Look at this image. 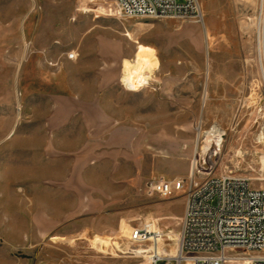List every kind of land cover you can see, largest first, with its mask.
Wrapping results in <instances>:
<instances>
[{"label": "rangeland", "instance_id": "374dc122", "mask_svg": "<svg viewBox=\"0 0 264 264\" xmlns=\"http://www.w3.org/2000/svg\"><path fill=\"white\" fill-rule=\"evenodd\" d=\"M199 3L204 24L122 19L107 0H0V264H149L144 247L129 241L148 224L176 254L186 191L163 198L147 195L144 184L112 183L101 191L54 181L69 177L52 163L14 157L13 132H27L51 95L90 93L102 78L125 92L113 99L188 137L189 171L197 129L216 126L226 136L214 175L264 188L263 0ZM139 44L152 48L156 64L150 85L131 92L121 82L123 60H142ZM98 238L114 253L99 251Z\"/></svg>", "mask_w": 264, "mask_h": 264}, {"label": "crops", "instance_id": "0c3cea01", "mask_svg": "<svg viewBox=\"0 0 264 264\" xmlns=\"http://www.w3.org/2000/svg\"><path fill=\"white\" fill-rule=\"evenodd\" d=\"M137 48L139 54L146 52L144 57H155L152 48L143 44ZM139 61L124 59L123 67L126 62ZM95 87L90 93L48 95L44 112L32 114L27 132L19 133V139L13 132L12 141L17 143L13 149L20 152L14 157L52 163L69 177L54 181L89 183L101 191L106 189L103 184L129 189L155 176L187 177L191 144L186 135H175L168 125L159 129L152 120L156 116L148 115L146 109L138 112L132 103L113 99L116 94L125 96L115 84L102 78Z\"/></svg>", "mask_w": 264, "mask_h": 264}, {"label": "built area", "instance_id": "2783aa9c", "mask_svg": "<svg viewBox=\"0 0 264 264\" xmlns=\"http://www.w3.org/2000/svg\"><path fill=\"white\" fill-rule=\"evenodd\" d=\"M107 1L113 4V15L118 18L204 24L199 0ZM225 136L216 126L208 130L199 127L186 180L157 177L145 183L147 195L170 198L186 191L174 256L161 246L165 235L154 224L131 230L129 241L144 247L149 264H264V188L251 187L247 178L214 175Z\"/></svg>", "mask_w": 264, "mask_h": 264}, {"label": "bare ground", "instance_id": "6f19581e", "mask_svg": "<svg viewBox=\"0 0 264 264\" xmlns=\"http://www.w3.org/2000/svg\"><path fill=\"white\" fill-rule=\"evenodd\" d=\"M262 10L264 12V0L262 3ZM150 20H157V19H150ZM155 64H156L155 59L150 55L145 56L138 63L126 62L123 67V74H122V79H121L122 85L129 91H138L139 89L149 86L150 83L148 81L151 80V73L153 72V70H155L154 68ZM51 241L57 243V242H63L66 240L64 238L54 236L52 237ZM71 242L73 241L71 240ZM95 244L99 248V251L103 250V251H107L108 253V250H109L112 253H114V248L112 246V243L108 240L98 238V239H95ZM125 250H130V249L128 247V248H125ZM136 253L143 254V250L136 251ZM170 255L174 256L172 254ZM247 262L249 263V261Z\"/></svg>", "mask_w": 264, "mask_h": 264}]
</instances>
